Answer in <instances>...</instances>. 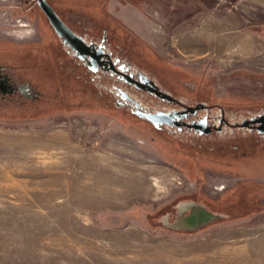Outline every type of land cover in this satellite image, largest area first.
Masks as SVG:
<instances>
[{
  "label": "rangeland",
  "instance_id": "1",
  "mask_svg": "<svg viewBox=\"0 0 264 264\" xmlns=\"http://www.w3.org/2000/svg\"><path fill=\"white\" fill-rule=\"evenodd\" d=\"M47 1L184 103L264 114V0ZM61 52L36 0H0V65L41 97L0 102V264H264V136L157 131Z\"/></svg>",
  "mask_w": 264,
  "mask_h": 264
},
{
  "label": "flooded vegetation",
  "instance_id": "2",
  "mask_svg": "<svg viewBox=\"0 0 264 264\" xmlns=\"http://www.w3.org/2000/svg\"><path fill=\"white\" fill-rule=\"evenodd\" d=\"M65 24L76 36L82 39L89 51L88 53L77 52L57 35L67 52L54 54V56H73L77 58L84 69L93 74L108 75L115 81L114 90L117 96V106L131 110V113L152 125L157 131L167 129L170 133L186 132L196 134L199 137H210L215 133H221L224 128L245 127L264 136V132L259 131V128L264 130L262 128L264 123H254V121H259L264 114L232 124L226 116V111L220 106H216L218 108L216 110L215 105L211 106L205 103L188 105L175 96L170 88L159 84L149 73L126 61L123 49L110 47L111 36H108L106 32L100 36V31L90 33L88 27L81 26L80 30H77V28ZM94 63L96 65L93 66ZM93 68L96 70L94 71ZM67 70V68L62 67V74L67 77L75 75V71L67 72ZM133 92L137 96L133 95ZM138 94H146L152 100L146 104L139 98ZM40 98V93L31 83L21 77L13 76L7 65H0V102L8 104L16 101L19 105H23L28 101L38 102ZM142 114H169L172 115L173 122L156 126ZM242 124H246V126H242Z\"/></svg>",
  "mask_w": 264,
  "mask_h": 264
},
{
  "label": "water",
  "instance_id": "3",
  "mask_svg": "<svg viewBox=\"0 0 264 264\" xmlns=\"http://www.w3.org/2000/svg\"><path fill=\"white\" fill-rule=\"evenodd\" d=\"M39 8L42 10V12L47 17L50 25L55 30L56 34L63 38L64 41L77 52L82 53H88L89 48L85 45V43L82 41V39L74 34V32L69 29L65 22L59 17L57 12L53 9V7L48 3L47 0H36ZM97 61V59H96ZM95 61V62H96ZM96 65V63L93 64V66ZM94 71L96 70L93 68ZM143 117L147 118L149 121L153 122L156 126L162 125V124H170L173 122L172 115L169 114H142ZM264 123V116H262L259 121H254V123ZM242 126H246V124H242ZM264 128V127H262ZM260 132H264L263 129L259 128ZM201 210V209H200ZM196 226L200 225L201 222L197 223V221L201 220V215L196 216Z\"/></svg>",
  "mask_w": 264,
  "mask_h": 264
},
{
  "label": "bare ground",
  "instance_id": "4",
  "mask_svg": "<svg viewBox=\"0 0 264 264\" xmlns=\"http://www.w3.org/2000/svg\"><path fill=\"white\" fill-rule=\"evenodd\" d=\"M193 226V225H192Z\"/></svg>",
  "mask_w": 264,
  "mask_h": 264
}]
</instances>
